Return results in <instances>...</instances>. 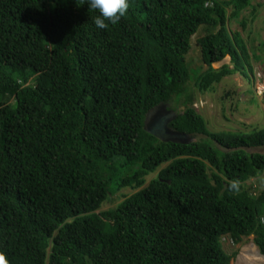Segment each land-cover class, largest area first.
I'll return each instance as SVG.
<instances>
[{
    "label": "trees",
    "instance_id": "1",
    "mask_svg": "<svg viewBox=\"0 0 264 264\" xmlns=\"http://www.w3.org/2000/svg\"><path fill=\"white\" fill-rule=\"evenodd\" d=\"M253 1L128 0L97 29L83 0H0V264H229L226 235L264 256V188L246 183L264 129L212 132L194 107L252 73L229 25L245 30ZM160 106L190 142L145 130Z\"/></svg>",
    "mask_w": 264,
    "mask_h": 264
},
{
    "label": "rangeland",
    "instance_id": "2",
    "mask_svg": "<svg viewBox=\"0 0 264 264\" xmlns=\"http://www.w3.org/2000/svg\"><path fill=\"white\" fill-rule=\"evenodd\" d=\"M252 3L256 17L250 13L251 8L246 9L241 16V19L247 20L245 30L238 23L232 22L229 25L231 31L240 33L248 48L249 63L252 67L249 78L237 73L223 78L206 94L195 92L194 107L204 117L208 129L212 132L249 133L264 129V89L260 88L264 82V0H254ZM201 36L200 31L192 41L193 46ZM256 56L258 59H255ZM199 58L200 52L194 48L190 53L192 66L199 63ZM225 64H230L229 58L214 64L213 67L220 68ZM230 66L232 67L231 64ZM164 109L167 110L166 107ZM248 151L264 153V148ZM156 175L157 172L149 176L147 183ZM262 183L264 179L249 184L251 191L258 192L263 189ZM136 191L129 188L121 190L111 201L104 202L97 212L115 207ZM253 239L254 235L243 237L237 244L230 236L221 239L224 251L231 256L229 264H264V256L260 254Z\"/></svg>",
    "mask_w": 264,
    "mask_h": 264
},
{
    "label": "clouds",
    "instance_id": "3",
    "mask_svg": "<svg viewBox=\"0 0 264 264\" xmlns=\"http://www.w3.org/2000/svg\"><path fill=\"white\" fill-rule=\"evenodd\" d=\"M85 3L87 4L88 10H95V12L97 13L92 18V22L97 29H106L109 27V25H115L123 16L126 15L127 9L129 7L128 0H83V4ZM227 58L230 59V57ZM251 81H253V79H251ZM260 88L264 89V82H262ZM164 107L165 106H160L155 111L159 109H162L164 111H169V110H165ZM152 113L153 112L149 114ZM187 137H188V142H190L191 138L189 136ZM248 182L249 181H247L246 183L248 184Z\"/></svg>",
    "mask_w": 264,
    "mask_h": 264
},
{
    "label": "water",
    "instance_id": "4",
    "mask_svg": "<svg viewBox=\"0 0 264 264\" xmlns=\"http://www.w3.org/2000/svg\"><path fill=\"white\" fill-rule=\"evenodd\" d=\"M175 118L172 111L159 109L152 114H148L145 120V130L163 142L187 143L188 137L185 134L171 130L169 122Z\"/></svg>",
    "mask_w": 264,
    "mask_h": 264
},
{
    "label": "crops",
    "instance_id": "5",
    "mask_svg": "<svg viewBox=\"0 0 264 264\" xmlns=\"http://www.w3.org/2000/svg\"><path fill=\"white\" fill-rule=\"evenodd\" d=\"M262 179H264V173L260 176ZM256 181H258L257 178H253L251 181L248 182V185L251 184L252 182L255 183ZM264 185V183H262Z\"/></svg>",
    "mask_w": 264,
    "mask_h": 264
}]
</instances>
